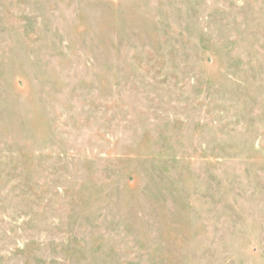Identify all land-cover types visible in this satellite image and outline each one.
I'll return each instance as SVG.
<instances>
[{
	"label": "rangeland",
	"instance_id": "374dc122",
	"mask_svg": "<svg viewBox=\"0 0 264 264\" xmlns=\"http://www.w3.org/2000/svg\"><path fill=\"white\" fill-rule=\"evenodd\" d=\"M0 264H264V0H0Z\"/></svg>",
	"mask_w": 264,
	"mask_h": 264
}]
</instances>
